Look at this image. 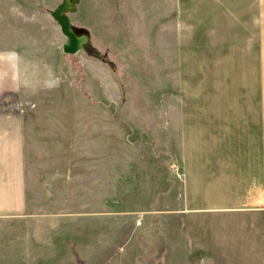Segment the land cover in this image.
Segmentation results:
<instances>
[{"label":"rangeland","instance_id":"obj_1","mask_svg":"<svg viewBox=\"0 0 264 264\" xmlns=\"http://www.w3.org/2000/svg\"><path fill=\"white\" fill-rule=\"evenodd\" d=\"M61 1L0 0V57L16 63L0 59V114L32 127L27 205L0 210V264H178L165 253V210L185 205L167 114L222 103L264 31L244 33L229 0H70L85 41L66 53L50 14Z\"/></svg>","mask_w":264,"mask_h":264},{"label":"crops","instance_id":"obj_2","mask_svg":"<svg viewBox=\"0 0 264 264\" xmlns=\"http://www.w3.org/2000/svg\"><path fill=\"white\" fill-rule=\"evenodd\" d=\"M229 1L234 2V12L244 11V33L264 31V0ZM254 45L250 42L243 56L234 60L242 73L238 77L227 73L222 103L180 107L179 115L167 114L165 123L170 127H166L179 129L180 188L185 198L184 206L165 210V253L173 263L264 264V41L260 36ZM0 59L14 69L13 54ZM221 90L218 85L215 100ZM7 117L0 114V210L12 212L27 205L25 145L32 127L20 114Z\"/></svg>","mask_w":264,"mask_h":264},{"label":"water","instance_id":"obj_3","mask_svg":"<svg viewBox=\"0 0 264 264\" xmlns=\"http://www.w3.org/2000/svg\"><path fill=\"white\" fill-rule=\"evenodd\" d=\"M75 1L77 0H71V2ZM71 2L70 0H62L50 11L51 16L59 23L61 32L66 36V40L62 44V50L66 53H75L85 41L83 35H79L73 30L70 17L65 12L70 9Z\"/></svg>","mask_w":264,"mask_h":264}]
</instances>
